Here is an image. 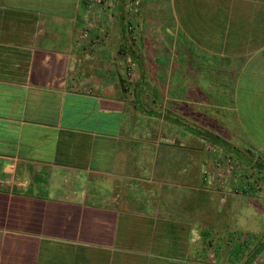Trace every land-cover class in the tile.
<instances>
[{
    "label": "crops",
    "instance_id": "1",
    "mask_svg": "<svg viewBox=\"0 0 264 264\" xmlns=\"http://www.w3.org/2000/svg\"><path fill=\"white\" fill-rule=\"evenodd\" d=\"M136 1L0 0V264L238 263L243 196L214 194L213 237L176 192L194 125L264 155V0Z\"/></svg>",
    "mask_w": 264,
    "mask_h": 264
},
{
    "label": "rangeland",
    "instance_id": "2",
    "mask_svg": "<svg viewBox=\"0 0 264 264\" xmlns=\"http://www.w3.org/2000/svg\"><path fill=\"white\" fill-rule=\"evenodd\" d=\"M117 1L118 0H102L100 3L98 0H88V4L90 8H96L98 14L107 20L108 17H111L112 15L111 11L116 10ZM136 2V0L120 1V5L118 6L117 4L118 9L116 17H123V13L121 12L122 8H124L126 13L129 14L124 17L127 21L128 19L129 21L130 19L132 20L133 16H140L143 13L142 10H144V8H139V3ZM123 25L126 26L124 23H119L116 27L121 29V26ZM87 36L88 31L84 30L82 38L85 40ZM104 42V39L100 41V47H102L101 44ZM213 99L214 102H218L216 97ZM180 131L181 130H179V133L183 132ZM185 136L186 138L189 137L187 134L184 135V137ZM179 137L182 136L179 135ZM212 148L210 149V157L208 161H204V159H202V161L198 160L197 154H200V159L203 155H201L200 152L195 153L194 156L191 151L189 152L188 160H186L188 163L186 168L188 174H182V177H179V180H184L186 176L187 178L189 177V181H186L188 182V186L184 187L185 184L178 185V191L176 193L188 194V198L183 202V205L188 207L187 211L189 213H194L195 219L198 218V222H195L204 225L201 229L206 234L213 237L217 235L218 232H214L211 223L216 220L217 213L220 210V208L216 209V207H213L215 200L214 194H218L220 193L219 190H223L226 194H239L240 196H243L242 214L238 216L234 214L233 218H235V216L236 218L231 222L233 224L232 227L234 228V230L230 232L232 238L226 235L228 232H224L222 238L227 236L226 248L227 252H230L229 255H231L229 260L232 262H236L237 260L239 263L238 258L240 257V262H244L249 256V250L253 246L255 247L254 243L262 240L264 241V236L260 237L259 235L260 233H264V173L248 166L245 161L238 160L228 155L227 152L220 148L215 146H212ZM204 152V155H206V149ZM204 170H207L206 173L203 172ZM200 173L201 175L203 174V177L208 181V184L207 181H205V183L202 182ZM193 180L194 182H192ZM244 202L247 203V205L245 204L244 206ZM255 205L258 206L253 207ZM227 219H231L230 213L228 212ZM229 223L230 221L227 222V224ZM253 235L258 241H254L255 237H253ZM254 259L255 260L252 264H264V248L262 251H259L258 256ZM226 261L227 260H225L224 264ZM221 262L223 264V261Z\"/></svg>",
    "mask_w": 264,
    "mask_h": 264
},
{
    "label": "trees",
    "instance_id": "3",
    "mask_svg": "<svg viewBox=\"0 0 264 264\" xmlns=\"http://www.w3.org/2000/svg\"><path fill=\"white\" fill-rule=\"evenodd\" d=\"M120 1L122 2L124 0H119V2ZM124 51H125L124 53L129 55L131 59L138 61L141 64L140 57L139 55L135 54L136 53L134 52L135 50L127 48V50L124 49ZM194 127L195 129L199 130L197 135L203 138L204 141H207L209 143L210 145L208 149L209 152L212 146H215L227 152L228 155L238 160L245 161L248 166L255 168L258 171L264 173V155L263 154L259 152H255L254 150H252L250 146H246V147L243 146L244 148L235 146L234 144L229 143L228 140L223 139L224 138L223 136H219L211 131L209 132L208 130H200L199 127L195 125ZM263 248H264V242L255 243L253 252L250 253L249 251V256L244 264H250L254 260V258L259 254V251H262Z\"/></svg>",
    "mask_w": 264,
    "mask_h": 264
},
{
    "label": "built area",
    "instance_id": "4",
    "mask_svg": "<svg viewBox=\"0 0 264 264\" xmlns=\"http://www.w3.org/2000/svg\"><path fill=\"white\" fill-rule=\"evenodd\" d=\"M98 2H100V3H101V2H102V0H98ZM135 11H136V9H135ZM212 149H213V148H212ZM214 149H215V148H214ZM207 161H208V160H207ZM206 171H207V170H204L203 172H205V173H206Z\"/></svg>",
    "mask_w": 264,
    "mask_h": 264
}]
</instances>
